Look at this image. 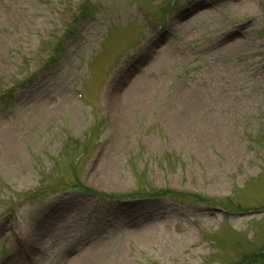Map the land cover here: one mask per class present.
Segmentation results:
<instances>
[{"label":"rangeland","instance_id":"1","mask_svg":"<svg viewBox=\"0 0 264 264\" xmlns=\"http://www.w3.org/2000/svg\"><path fill=\"white\" fill-rule=\"evenodd\" d=\"M152 15L164 52L122 85L141 77L150 100L115 118L106 95L148 53ZM228 30L245 39L239 59L211 45ZM5 131L16 149L0 150V264H238L264 252V0H0ZM155 191L176 200L131 198ZM40 228L53 238L36 242Z\"/></svg>","mask_w":264,"mask_h":264},{"label":"bare ground","instance_id":"2","mask_svg":"<svg viewBox=\"0 0 264 264\" xmlns=\"http://www.w3.org/2000/svg\"><path fill=\"white\" fill-rule=\"evenodd\" d=\"M201 3V2H200ZM199 3V4H200ZM198 4V5H199ZM253 7H255L254 4L249 3V1H240L238 5L236 6V9H241L242 12L248 13ZM192 12L194 11V7H184V11L186 12ZM184 15H181L180 18H182ZM193 20V19H192ZM191 21V20H190ZM180 25V24H179ZM180 26H186L185 24H181ZM188 26V23H187ZM251 28V27H249ZM238 32H234L232 30H228L225 32L223 35L217 37L216 39L213 40V43L211 45L214 46V49H217V51L220 54H225L227 56H234V58H240L241 55L244 52V44H245V39H240L237 36ZM157 35L153 34V37H151V40L148 42L147 48L150 47L148 50V53L146 56L138 60L136 63H134V69H128L126 73H123L124 75L121 77V79H116L115 81L111 82V85L109 87V92L106 95V102L110 103L112 106V115L115 118L119 117L120 113V107L124 104H127L129 101H138L141 103L142 108H147L146 104L149 100L150 97L146 93L148 90V85L147 83L139 76H136V79L130 83V85L127 88H122V85L124 83L123 80H127L128 75H131L134 71H138L139 69L141 70L143 63L149 58L152 57L154 58V53L159 52L158 50H162L164 52V49L161 45L163 43V40H159L161 37H156ZM211 50V49H210ZM168 52V50H167ZM170 52V50H169ZM133 66V65H132ZM119 81V82H118ZM122 83V84H121ZM10 131H5L4 135L0 138V150L2 151H7L8 149L11 151H15L16 149V140L9 137L7 138V134ZM52 220H55L53 218ZM54 222V221H52ZM51 225V224H50ZM133 228V227H132ZM138 229V226H134V229ZM33 238H35V241L38 242L39 240H46V238H53V233L51 229H44L42 230L41 228L39 230H32L31 231ZM59 238V236L54 237ZM31 243L29 245L30 251L33 252L35 247H37V243ZM39 244V243H38ZM31 253V252H30ZM77 256V254H76ZM69 260L71 264L74 263L75 258L67 257L65 255L64 260Z\"/></svg>","mask_w":264,"mask_h":264},{"label":"trees","instance_id":"3","mask_svg":"<svg viewBox=\"0 0 264 264\" xmlns=\"http://www.w3.org/2000/svg\"><path fill=\"white\" fill-rule=\"evenodd\" d=\"M172 193H158L157 196H167L171 195Z\"/></svg>","mask_w":264,"mask_h":264}]
</instances>
